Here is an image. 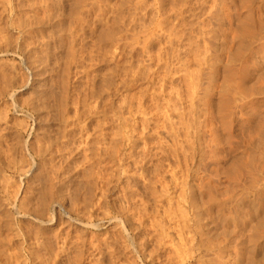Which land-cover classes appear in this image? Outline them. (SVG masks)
<instances>
[{"label": "rangeland", "instance_id": "1", "mask_svg": "<svg viewBox=\"0 0 264 264\" xmlns=\"http://www.w3.org/2000/svg\"><path fill=\"white\" fill-rule=\"evenodd\" d=\"M180 1L0 0V178L19 190L18 204L29 201L37 210L46 208L28 206L33 213L43 211L45 225L35 223L31 214L21 217L0 208V249L8 253L0 251V264H76L81 247V264H96L87 256L90 240H108L109 250H116L106 248L103 257L96 256L102 259L97 264H264V221L259 215L264 214V0H220L217 14L223 12L221 4L231 12H220L224 24L211 18V29L205 28L203 0ZM177 97H183L180 103ZM157 145L166 148L159 151ZM74 195L82 206L88 199L80 209L84 215L69 207ZM98 200L97 209L93 205ZM68 213L73 218L69 225ZM41 237L47 246L36 249ZM256 239L262 251L253 258L245 250ZM29 246L39 252L33 261ZM19 247L23 257L16 254ZM220 247L224 251L218 259ZM10 251L16 255L14 263L6 260ZM145 257L150 261L142 262Z\"/></svg>", "mask_w": 264, "mask_h": 264}, {"label": "bare ground", "instance_id": "2", "mask_svg": "<svg viewBox=\"0 0 264 264\" xmlns=\"http://www.w3.org/2000/svg\"><path fill=\"white\" fill-rule=\"evenodd\" d=\"M6 1H8V0H6ZM50 1H51V0H50ZM137 1H138V0H137ZM139 1H140V0H139ZM179 1H180V0H179ZM181 1L183 2V0H181ZM181 1H180V2H181ZM190 1H191V0H190ZM198 1H201V0H198ZM219 1H220V0H203V2H204V6H201V5H200V6L202 7V8H201L202 10H203V7H206V11H207V12H206L205 15H207V20H208L207 23H206V24H207L206 27L202 25L203 27L207 28V26H208V29H211V28H209V27H210V24H211V23H210V21H211L210 19L213 18L214 16H216V17H215V20H216L219 24L222 22V20H221L222 18H221V19L218 18V17H220V16L222 15V14L220 13V12H222V11L219 10L220 12L217 14V10H218L217 8H218V6H219V4H220ZM226 1H227V0H226ZM182 2H181V3H182ZM191 2H193V1H191ZM191 2H190V3H191ZM203 2H202V5H203ZM222 2H223V0H222ZM30 3H31V2H30ZM49 3H50V2H49ZM154 3H155V2H154ZM197 3H198V2H197ZM225 3H226V2H225ZM243 3H244V2H243ZM110 4H111V3H110ZM134 4H135V3H134ZM137 4H138V3H137ZM194 4H195V2H194ZM200 4H201V3H200ZM29 5H30V4H29ZM38 5H39V4H38ZM177 5H180V4H177ZM248 5H249V4H248ZM2 6H3V5H2ZM163 6H164V5H163ZM222 6L224 7V5L221 4V7H222ZM3 7H4V6H3ZM28 7H29V6H28ZM117 7H118V6H117ZM131 7H132V6H131ZM144 7H145V6H144ZM195 7H196V6H195ZM195 7H193V9H194ZM223 7H222V10H223L224 13H226V12H225L226 8H225V7L223 8ZM230 7H231V5H230ZM230 7H229V8H230ZM243 7L245 8V6H243ZM248 7H249V6H248ZM4 8H5V7H4ZM29 8H30V7H29ZM123 8H124V7H123ZM129 8H130V7H129ZM134 8H135V7H134ZM176 8H177V7H176ZM182 8H183V6L180 8V10H181ZM198 8H199V7H198ZM49 9H50V8H49ZM127 9H128V8H127ZM136 9H137V8H136ZM178 9H179V8H178ZM193 9H192V10H193ZM204 9H205V8H204ZM230 9H231V8H230ZM5 10H6V9H5ZM172 10H173V9H172ZM174 10H176V9H174ZM188 10H189V9H188ZM232 10H233V8H232ZM252 10H253V9H252ZM252 10H251V11H252ZM3 11H4V10H3ZM98 11H99V9H98ZM98 11H97V12H98ZM102 11H103V10H102ZM111 11H112V10H111ZM120 11H121V10H120ZM186 11H187V10H186ZM186 11H185V12H186ZM204 11H205V10H204ZM226 11H227V10H226ZM58 12H59V11H58ZM172 12H173V11H172ZM176 12H177V11H176ZM195 12H196V11H195ZM195 12H194V13H195ZM223 12H222V13H223ZM227 12H231V10H230V11L228 10ZM66 13H67V12H66ZM99 13H100V12H99ZM173 13H174V12H173ZM247 13H248V12H247ZM1 14H2V13H1ZM25 14H26V13H25ZM216 14H217V15H216ZM220 14H221V15H220ZM254 14H255V13H254ZM121 15H122V14H121ZM178 15H179V14H178ZM181 15H182V14H181ZM183 15H184V14H183ZM198 15H199V14H198ZM219 15H220V16H219ZM225 15H226V14H225ZM242 15H243V14H242ZM248 15H250V14H248ZM81 16H82V15H81ZM130 16H132V15H130ZM130 16H129V17H130ZM156 16H157V15H156ZM230 16H232V15H230ZM230 16H229V17H230ZM26 17H27V16H26ZM104 17H105V16H104ZM188 17H189V16H188ZM229 17H228V18H229ZM47 18H48V17H47ZM167 18H168V17H167ZM183 18H184V16H183ZM223 18H224V17H223ZM228 18L226 17V19H228ZM18 19H19V18H18ZM135 19H136V18H135ZM139 19H140V18H139ZM141 19H142V18H141ZM168 19H169V18H168ZM181 19H182V18H181ZM250 19H251V18H250ZM23 20H24V19H23ZM25 20H26V19H25ZM25 20H24V21H25ZM29 20H30V18H29ZM34 20H35V19H34ZM118 20H119V18H118ZM215 20H213V21H215ZM145 21H146V20H145ZM170 21H171V20H170ZM170 21H169V22H170ZM213 21H212V22H213ZM229 21H230V20H229ZM0 22H1V21H0ZM6 22H7V21H6ZM32 22H33V21H32ZM118 22H119V21H118ZM129 22H130V21H129ZM143 22H144V21H143ZM217 22H216V23H217ZM231 22H233V21H231ZM256 22H257V20H256ZM19 23H21V22H19ZM227 23H229V22H227ZM125 24H126V23H125ZM130 24H131V23H130ZM135 24H136V23H135ZM146 24H147V23H146ZM174 24H175V23H174ZM214 24H215V23H214ZM222 24H224V23L222 22ZM222 24H221L220 26H222ZM257 24H258V23H257ZM13 25H14V24H13ZM123 25H124V24H123ZM143 25H144V24H143ZM160 25H161V24H160ZM164 25H165V24H164ZM204 25H205V24H204ZM229 25H230V24H229ZM258 25H259V24H258ZM258 25H257V26H258ZM0 26H1V24H0ZM5 26H6V25H5ZM137 26H138V25H137ZM174 26H175V25H174ZM174 26L172 25V27H174ZM202 26H201V29H202ZM261 26H262V25H261ZM169 27H170V26H169ZM188 27H189V26H188ZM244 27H245V26H244ZM170 28H171V27H170ZM178 28H179V27H178ZM189 28H190V27H189ZM194 28H195V27H194ZM205 28H203V30H204ZM212 28H213V27H212ZM259 28H260V27H258V29H259ZM261 28H262V27H261ZM127 29H128V28H127ZM172 29H174V28H172ZM74 30H75V29H74ZM206 30H207V29H206ZM231 30H232V29H231ZM104 31H105V30H104ZM119 31H120V30H119ZM167 31H168V30H167ZM177 31H178V30H177ZM193 31H194V30H193ZM232 31H233V30H232ZM232 31H231V33H232ZM235 31H236V30H234V32H235ZM250 31H251V30H250ZM1 32H2V31H1ZM171 32H173V31H171ZM101 33H102V32H101ZM125 33H126V31H125ZM158 33H159V32H158ZM175 33H176V32H175ZM183 33H184V32H183ZM183 33H182V34H183ZM206 33H208V32L206 31ZM210 33H212L211 30H210ZM0 34H1V33H0ZM104 34H105V33H104ZM127 34H128V33H127ZM178 34H179V33H178ZM233 34H235V33H233ZM2 35H3V34H2ZM113 35H114V34H113ZM130 35H131V34H130ZM172 35H173V34H172ZM175 35H176V34H175ZM195 35H196V34H195ZM208 35L210 36L211 34H207V36H208ZM84 36H85V35H84ZM99 36H100V35H99ZM104 36H105V35H104ZM185 36H186V35H185ZM192 36H193V35H192ZM201 36H203V35H201ZM209 36H208V37H209ZM237 36H238V35H237ZM237 36H236L235 38H237ZM0 37H2V36H0ZM68 37H69V35H68ZM77 37H78V36H77ZM240 37H241V35H240ZM242 37H243V36H242ZM252 37H253V36H252ZM102 38H103V37H102ZM225 38H226V37H225ZM118 39H119V38H118ZM129 39H130V38H129ZM131 39H132V38H131ZM145 39H146V38H145ZM205 39H206V38H205ZM211 39H212V38H211ZM213 39H214V38H213ZM115 40H116V39H115ZM147 40H148V39H147ZM173 40H174V39H173ZM191 40H192V39H191ZM208 40H209V39H208ZM215 40H216V39H215ZM233 40H234V39H233ZM252 40H253V39H252ZM111 41H112V40H111ZM121 41H122V40H121ZM135 41H137V40H135ZM168 41H169V40H168ZM179 41H180V40H179ZM227 41H229V40H227ZM69 42H70V41H69ZM71 42H72V41H71ZM113 42H114V41H113ZM115 42H116V41H115ZM161 42H162V41H161ZM192 42H193V41H192ZM216 42H217V41H216ZM170 43H171V42H170ZM185 43H186V41H185ZM208 43H209V42H208ZM131 44H132V43H131ZM140 44H141V43H140ZM228 44H229V43H228ZM240 44H241V43H240ZM70 45H71V44H70ZM138 45H139V44H138ZM138 45H137V46H138ZM142 45H143V44H142ZM165 45H166V44H165ZM171 45H172V44H171ZM191 45H192V43H191ZM133 46H134V45H133ZM140 46H141V45H140ZM169 46H170V45H169ZM173 46H174V45H173ZM193 46H194V43H193ZM203 46H205V44H204ZM209 46H210V45H209ZM230 46H231V45H230ZM28 47H29V45H28ZM79 47H80V46H79ZM187 47H188V46H187ZM189 47H191V46H189ZM205 47H207V46H205ZM205 47H204V48H205ZM132 48H133V47H132ZM139 48H140V47H139ZM150 48H151V47H150ZM176 48H177V47H176ZM184 48H185V47H184ZM184 48H183V49H184ZM199 48H200V46H199ZM244 48H245V47H244ZM23 49H24V48H23ZM69 49H70V48H69ZM73 49H74V48H73ZM112 49H113V48H112ZM137 49H138V48H137ZM180 49H181V48H180ZM190 49H191V48H189V50H190ZM228 49H229V47H228ZM128 50H129V49H128ZM131 50H132V49H131ZM177 50H178V49H177ZM185 50H186V49H185ZM189 50H187V51H189ZM195 50H197V49H195ZM203 50H204V49H203ZM199 51H200V49H198L197 52H199ZM205 51H207V50H205ZM73 52H74V51H73ZM100 52H101V51H100ZM137 52H138V51H137ZM174 52H175V51H174ZM176 52H177V51H176ZM179 52H180V51H179ZM183 52H184V51H183ZM201 52H202V51H200V53H201ZM195 53H196V52H195ZM202 53H203V52H202ZM101 54H102V53H101ZM120 54H121V53H120ZM120 54H119V55H120ZM157 54H158V53H157ZM185 54H187V53H185ZM190 54H191V53H190ZM197 54H199V53H197ZM73 55H74V54H73ZM97 55H98V54H97ZM176 55H178V54H176ZM176 55H175V56H176ZM200 55H201V54H200ZM205 55H206V54H205ZM71 56H72V55H71ZM120 56H121V55H120ZM129 56H131V55H129ZM132 56H133V55H132ZM134 56H135V55H134ZM164 56H165V55H164ZM184 56H185V55H184ZM187 56H188V55H187ZM190 56H191V55H190ZM193 56H195V55H193ZM72 57H73V56H72ZM74 57H75V56H74ZM124 57H125V56H124ZM170 57H171V56H169L168 58H170ZM172 57H173V56H172ZM178 57H179V56H178ZM180 57H181V56H180ZM182 57H183V56H182ZM209 57H210V56H209ZM209 57H208V58H209ZM214 57H215V56H214ZM85 58H86V57H85ZM88 58H89V57H88ZM102 58H103V57H102ZM120 58H121V57H120ZM122 58H123V57H122ZM158 58H159V56H158ZM161 58L163 59V57H161ZM175 58H176V57H175ZM183 58H184V57H183ZM199 58H200V57H199ZM205 58H206V56H205ZM210 58H211V57H210ZM210 58H209V59H210ZM212 58H213V57H212ZM32 59H33V58H32ZM171 59H172V58H171ZM96 60H97V59H96ZM177 60H178V59H177ZM180 60H181V59H180ZM188 60H190V59H188ZM195 60H196V59H195ZM197 60H198V59H197ZM126 61H127V60H126ZM151 61H152V60H151ZM158 61H159V60H158ZM160 61H161V60H160ZM163 61H164V60H163ZM174 61H175V59H174ZM200 61H201V60L199 59V61H198V62H199V63H198L199 66H200ZM207 61H209V60H207ZM134 62H135V60H134ZM134 62H133V63H134ZM177 62H178V61H177ZM182 62H183V61H182ZM190 62H191V61H190ZM202 62H203V61H202ZM215 62H216V61H215ZM34 63H35V60H34ZM148 63H149V62H148ZM161 63H162V62H161ZM161 63H160V64H161ZM174 63H175V62H174ZM188 63H189V61H188ZM191 63H192V62H191ZM142 64H143V63H142ZM146 64H147V63H146ZM172 64H173V63H172ZM203 64H204V63H203ZM208 64L211 65V63H208ZM213 64H214V61H213ZM12 65H13V64H12ZM38 65H39V64H38ZM133 65H134V64H133ZM138 65H139V64H138ZM149 65H150V64H149ZM155 65H156V64H155ZM163 65H164V64H163ZM201 65H202V64H201ZM214 65H215V64H214ZM217 65H218V64H217ZM48 66H49V65H48ZM129 66H130V64H129ZM146 66H147V65H146ZM157 66H158V64H157ZM170 66H171V64H170ZM178 66H179V65H178ZM206 66H207V65H206ZM206 66H205V67H206ZM212 66H213V65H212ZM212 66H210V68H211ZM231 66H232V65H231ZM140 67H141V66H140ZM144 67H145V66H144ZM176 67H177V66H176ZM189 67H190V66H189ZM213 67H214V66H213ZM213 67H212V68H213ZM52 68H53V67H52ZM85 68H86V67H85ZM114 68H115V66H114ZM124 68H125V67H124ZM146 68H147V67H146ZM163 68H164V67H163ZM166 68H168V66H166ZM198 68H199V67H198ZM202 68H203V67H202ZM202 68H201V70H202ZM208 68H209V67H208ZM208 68L206 67V69H208ZM54 69H55V68H54ZM144 69H145V68H144ZM169 69H170V68H169ZM176 69H177V68H176ZM178 69H179V68H178ZM182 69H183V65H182ZM0 70H1V69H0ZM84 70H85V69H84ZM150 70H152V69H150ZM150 70H149V71H150ZM171 70H172V69H171ZM179 70H180V69H179ZM184 70H185V69H184ZM186 70H188V69H186ZM195 70H196V69H195ZM209 70H210V69H209ZM135 71H136V70H135ZM166 71H167V70H166ZM169 71H170V70H169ZM173 71H174V70H173ZM188 71H192V70H188ZM210 71H212V70H210ZM106 72H107V71H106ZM111 72H112V71H111ZM160 72H161V71H160ZM180 72H181V74H182V71H180ZM5 73H6V72H5ZM56 73H57V72H56ZM146 73H147V72H146ZM150 73H151V71H150ZM168 73H169V72H168ZM174 73H175V72H174ZM176 73H177V72H176ZM190 73H191V72H190ZM190 73L188 72V74H190ZM208 73H210V72H208ZM2 74H3V73H2ZM23 74H24V73H23ZM113 74H114V73H113ZM133 74H134V73H133ZM148 74H149V73H148ZM164 74H165V73H164ZM179 74H180V73H179ZM184 74H185V73H184ZM197 74H198V73H197ZM206 74H207V73H206ZM206 74H205V76H206ZM17 75H18V74H17ZM122 75H123V74H122ZM125 75H126V74H125ZM125 75H124V76H125ZM140 75H141V74H140ZM143 75H144V74H143ZM165 75H166V74H165ZM176 75H178V74H176ZM191 75H192V74H190V76H191ZM201 75H202V74H201ZM1 76H2V75H1ZM159 76H160V75H159ZM203 76H204V75H203ZM165 77H166V76H165ZM216 77H217V76H216ZM25 78H26V77H25ZM58 78H59V77H58ZM60 78H61V77H60ZM183 78H184V77H183ZM195 78H197V75H196ZM235 78H236V77H235ZM101 79H102V78H101ZM110 79H111V78H110ZM165 79H166V78H165ZM187 79H188V78H187ZM200 79H201V78H200ZM51 80H52V79H51ZM58 80H59V79H58ZM184 80H185V79H184ZM201 80H202V79H201ZM207 80H208V79H207ZM24 81H25V80H24ZM26 81H27V80H26ZM186 81H187V80H186ZM186 81H185V83H186ZM193 81H194V80H193ZM202 81H203V80H202ZM212 81H214V80H212ZM231 81H232V80H231ZM60 82H61V81H60ZM113 82H114V81H113ZM214 82H215V81H214ZM19 83H20V82H19ZM111 83H112V82H111ZM206 83H207V82H206ZM236 83H237V82H236ZM239 83H240V82H239ZM4 84H5V83H4ZM119 84H120V83H119ZM188 84H189V81H188L187 85H188ZM190 84H191V83H190ZM200 84H201V83H200ZM24 85H25V84H24ZM132 85H133V84H132ZM169 85H170V84H169ZM184 85H185V84H184ZM194 85H196V83H195ZM194 85H193V86H194ZM207 85H208V84H207ZM214 85H215V84H214ZM43 86H44V85H43ZM55 86H56V85H55ZM121 86H122V85H121ZM157 86H158V85H157ZM188 86H189V85H188ZM191 86H192V85H191ZM201 86H203V85H201ZM118 87H119V86H118ZM172 87H173V86H172ZM186 87H187V86H186ZM189 87H190V86H189ZM195 87H196V86H195ZM197 87H198V86H197ZM224 87H225V86H224ZM234 87H235V86H234ZM146 88H147V87H146ZM155 88H156V87H155ZM158 88H161V87H160V84H159V87H158ZM164 88H166V87H164ZM177 88H178V87H177ZM199 88H200V87H199ZM209 88H210V87H209ZM57 89H58V88H57ZM148 89H149V88H148ZM153 89H154V88H153ZM162 89H163V88H162ZM162 89H161V90H162ZM166 89H167V88H166ZM174 89H175V88H174ZM174 89L172 88V91H171V92H174L175 90H177V89H175V90H174ZM180 89H181V88H180ZM182 89H183V88H182ZM191 89H192V88H191ZM197 89H198V88H197ZM202 89H203V88H202ZM238 89H239V88H238ZM62 90H63V89H62ZM159 90H160V89H159ZM173 90H174V91H173ZM184 90H185V89H184ZM195 90H196V89H195ZM177 91H178V90H177ZM177 91H176V92H177ZM190 91H191V90H190ZM200 91H201V89H200ZM205 91H206V89H205ZM64 92H65V91H64ZM153 92H154V91H153ZM185 92H186V91H185ZM191 92H193V91H191ZM198 92H199V91H198ZM224 92H225V91H224ZM158 93H159V91H158ZM163 93H164V91H163ZM169 93H170V92H169ZM187 93H188V92H187ZM200 93H201V92H200ZM46 94H47V93H46ZM145 94H146V92H145ZM149 94H150V93H149ZM161 94H162V91H161ZM191 94H192V93H191ZM60 95H61V94H60ZM65 95H66V93H65ZM90 95H91V94H90ZM168 95H169V97H170V95H173V94L170 93V94H168ZM178 95H179V92H178ZM187 95H189V94H187ZM201 95H202V93H201ZM204 95H205V94H204ZM155 96H157V94H155L154 97H155ZM174 96H175L174 98H176L177 94L175 95V93H174ZM32 97H33V96H32ZM71 97H72V96H71ZM159 97H160V96H159ZM179 97H180V95H179ZM54 98H55V97H54ZM77 98H78V97H77ZM151 98H152V97H151ZM160 98H161V97H160ZM177 98H178V97H177ZM181 98L183 99V97H181ZM181 98H178V99H177L178 102L181 100ZM189 98H190V97H189ZM201 98H202V97H201ZM206 98H207V97H206ZM64 99H65V98H64ZM155 99H156V98H154V100H155ZM162 99H163V98H162ZM167 99H168V98H167ZM169 99H170V98H169ZM169 99H168V100H169ZM191 99H192V98H191ZM204 99H205V98H204ZM61 100H62V99H61ZM85 100H86V99H85ZM85 100H84V101H85ZM168 100H167V101H168ZM177 100H176V101H177ZM185 100H186V99H185ZM189 100H190V99H189ZM198 100H199V97H198ZM226 100H227V99H226ZM57 101H58V100H57ZM100 101H101V100H100ZM151 101H152V100H151ZM157 101H158V100H157ZM157 101H155V103H156ZM23 102H24V101H23ZM26 102H27V101H26ZM65 102H66V101H65ZM96 102H97V101H96ZM160 102H161V101H158V103H160ZM165 102H166V101H165ZM169 102L172 103L173 101H172V100H169ZM174 102H175V101H174ZM178 102H177V103H178ZM187 102H188V101H187ZM187 102H186V103H187ZM197 102H198V101H197ZM197 102H196V103H197ZM206 102H207V101H206ZM88 103H89V102H88ZM140 103H141V102H140ZM140 103H139V105H140V106H139V109H141V108L143 107L142 104H140ZM158 103H156V104H158ZM161 103H162V102H161ZM167 103H168V102H167ZM171 103H170V104H171ZM179 103H180V102H179ZM183 103H184V102H183ZM200 103H201V102H200ZM200 103H199V104H200ZM60 104H61V103H60ZM174 104H175V103H173V106H174V108H175V107H176V106H175L176 104H175V105H174ZM181 104H182V103H181ZM5 105H6V104H5ZM5 105H4V106H5ZM22 105H23V104H22ZM74 105H75V104H74ZM88 105H89V104H88ZM161 105H162V104H161ZM161 105H160V106H161ZM177 105H178V104H177ZM203 105H204V104H203ZM95 106H96V105H95ZM180 106H181V105H180ZM184 106H185V105H184ZM184 106H183V107H184ZM197 106H198V105H197ZM9 107H10V106H9ZM70 107H71V106H70ZM75 107H76V105H75ZM152 107H153V105H152ZM154 107H155V106H154ZM156 107L158 108V105H157ZM170 107H171V106H170ZM177 107H178V106H177ZM185 107H187V106H185ZM203 107H204V106H203ZM94 108H95V107H94ZM160 108H161V107H159L158 109H160ZM167 108H168V106H167ZM195 108H196V106H195ZM74 109H75V108H74ZM85 109H86V108H85ZM147 109H148V108H147ZM154 109H155V108H154ZM161 109H162V108H161ZM161 109H160V111H161ZM169 109H170V108H169ZM206 109H208V108H206ZM225 109H226V108H225ZM0 110H1V109H0ZM76 110H77V109H76ZM83 110H84V109H83ZM142 110H143V109H142ZM144 110H145V108H144ZM148 110H149V109H148ZM172 110H173V108H172ZM196 110H197V109H196ZM210 110H211V109H210ZM33 111H34V110H33ZM157 111H158V110H157ZM160 111H159V112H160ZM179 111H181V110H179ZM197 111H198V110H197ZM199 111H200V110H199ZM208 111H209V110H208ZM1 112H2V111H1ZM50 112H51V111H50ZM50 112H49V113H50ZM56 112H57V110H56ZM75 112H76V111H75ZM94 112H95V111H94ZM137 112H138V111H137ZM137 112L135 111V114H134V115H136ZM173 112H175V111H173ZM191 112H193V111L191 110ZM51 113H52V112H51ZM88 113H89V112H88ZM138 113H139V112H138ZM141 113H142V112H141ZM149 113H150V112H149ZM152 113H153V112H152ZM154 113H155V112H154ZM156 113H157V112H156ZM166 113H167V111H166ZM170 113H171V112H170ZM196 113H198V112H196ZM62 114H63V113H62ZM143 114H146V112L144 113V111H143ZM143 114H141V116H143ZM164 114H165V113H164ZM167 114H168V113H167ZM181 114H182V113H181ZM200 114H201V113H200ZM207 114H208V113H207ZM209 114H210V113H209ZM230 114H231V113H230ZM232 114H233V113H232ZM147 115H148V114H147ZM155 115H156V114H155ZM158 115L161 116L160 114H158ZM195 115H196V114H195ZM144 116H145V115H144ZM149 116H150V115H149ZM5 117H6V116H5ZM78 117H79V116H78ZM147 117H148V116H147ZM147 117H146V118H147ZM166 117H170V116H166ZM194 117H195V116H194ZM59 118H60V117H59ZM133 118H134V117H133ZM153 118H154V117H153ZM170 118H171V117H170ZM181 118H182V117H180V119H181ZM40 119H41V118H40ZM61 119H62V118H61ZM142 119H143V118H142ZM159 119H160V118H159ZM165 119H166V118H165ZM168 119H169V118H168ZM134 120H135V119H134ZM182 120H183V119H182ZM182 120H181V121H182ZM205 120H206V119H205ZM126 121H127V119H126ZM142 121H144V120H141V123L143 124ZM145 121L148 122V119L145 120ZM145 121H144V125H145V126L143 125V127H146V126H147V124H145ZM149 121H150V119H149ZM164 121H165V120H164ZM166 121H167V120H166ZM1 122H2V121H1ZM21 122H22V121H21ZM85 122H86V121H84V123H85ZM121 122H122V121H121ZM195 122H196V121H195ZM127 123H128V122H127ZM127 123H126V124H127ZM163 123H164V122H163ZM178 123H180V122H178ZM178 123H177V124H178ZM182 123H183V122H182ZM188 123H189V122H188ZM188 123H187V126H188ZM202 123H203V122H202ZM20 124H21V123H20ZM142 124H140V125H142ZM154 124H155V123H154ZM157 124H158V123H157ZM180 124H181V123H180ZM180 124H179V125H180ZM190 124H191V122H190ZM190 124H189V125H190ZM203 124H204V123H203ZM131 125H132V124H131ZM152 125H153V124H152ZM174 125H175V124H174ZM196 125H198V124H196ZM76 126H77V125H76ZM137 126H138V125H137ZM193 126H194V125H193ZM66 127H67V126H66ZM133 127H134V126H133ZM133 127H132V128H133ZM159 127H160V126H159ZM195 127H196V126H195ZM204 127H205V126H204ZM132 128H131V129H132ZM137 128H138V127H137ZM146 128H147V127H146ZM82 129H83V128H82ZM141 129H142V127H141ZM171 129H172V128H171ZM176 129H177V128H176ZM184 129H185V127H184ZM200 129H201V128H200ZM127 130H128V129H127ZM144 130H145V128H144ZM172 130H173V129H172ZM180 130H181V129H180ZM195 130H196V129H195ZM24 131H25V130H24ZM80 131H81V130H80ZM120 131H121V130H120ZM142 131H143V130H142ZM146 131H147V129H146ZM196 131L198 132V130H196ZM131 132H133V131H131ZM147 132H148V131H147ZM188 132H189V131H188ZM134 133H136V131L133 132V134H134ZM183 133H185V132H183ZM191 133L193 134L192 131H191ZM259 133H260V132H259ZM60 134H61V133H60ZM83 134H84V133H83ZM88 134H89V133H88ZM90 134H91V133H90ZM176 134H177V133H176ZM197 134H198V133H197ZM260 134H261V133H260ZM49 135H50V134H49ZM120 135H121V134H120ZM130 135H131V134H130ZM143 135H144V134H143ZM159 135H160V134H159ZM183 135H184V134H183ZM186 135H188V134H186ZM186 135H185V136H186ZM195 135H196V134H194V136H195ZM91 136H92V135H91ZM145 136H146V135H145ZM160 136H161V135H160ZM97 137H98V136H97ZM121 137H122V136H121ZM130 137H131V136H130ZM133 137H134V136H133ZM147 137H148V136H147ZM161 137H162V136H161ZM176 137H177V136H176ZM186 137H187V136H186ZM186 137H183V138L185 139ZM198 137H199V135H198ZM118 138H119V137H118ZM126 138H128V136H127ZM138 138H139V137H138ZM187 138H188V137H187ZM202 138H203V137H202ZM135 139H136V138H135ZM147 139H148V138H147ZM1 140H2V139H1ZM65 140H66V139H65ZM91 140H92V139H91ZM96 140H99V139H96ZM109 140H110V139H109ZM111 140H112V139H111ZM160 140L162 141L163 139H160ZM50 141H51V140H50ZM104 141H105V140H104ZM114 141H115V140H114ZM128 141H129V140H128ZM138 141H139V140H138ZM188 141H189V139H188ZM190 141H191V140H190ZM190 141H189V142H190ZM92 142H93V141H92ZM95 142H96V141H95ZM144 142H145V141H144ZM164 142H165V141H164ZM189 142H188V143H189ZM191 142H194V141L192 140ZM199 142H200V141H199ZM98 143H99V142H98ZM161 143H162V145L164 144L163 142H161ZM161 143H160V144H161ZM194 143H195V142H194ZM22 144H23V143H22ZM103 144H104V143H103ZM167 144H168V143H167ZM167 144L165 143L164 145L167 146ZM15 145H17V144H15ZM42 145H43V144H42ZM46 145H47V144H46ZM135 145H136V144H135ZM162 145H161V146H162ZM189 145H190V143H189ZM192 145H193V143H192ZM198 145H201V144L198 143ZM44 146H45V145H44ZM114 146H115V145H114ZM125 146H126V145H125ZM157 146H158V145H157ZM173 146H174V145H173ZM193 146H194V145H193ZM5 147H7V146H5ZM19 147H20V145H19ZM25 147H26V146H25ZM57 147H58V146H57ZM85 147H86V146H85ZM95 147H96V146H95ZM107 147H108V146H107ZM150 147H151V146H150ZM158 147H159V151H160L164 146H162V147L158 146ZM171 147H172V146H171ZM177 147H178V146H177ZM181 147H182V146H181ZM181 147H180V148H181ZM187 147H188V146H187ZM201 147H202V146H200V148H201ZM7 148H8V147H7ZM132 148H133V147H132ZM143 148H144V147H143ZM160 148H161V149H160ZM164 148H166V147H164ZM164 148H163V149H164ZM188 148H189V147H188ZM191 148H192V147H191ZM44 149H45V148H44ZM79 149H80V148H79ZM111 149H112V147H111ZM113 149H114V147H113ZM117 149H118V148H117ZM157 149H158V148H157ZM172 149H174V148H172ZM178 149H179V148H178ZM182 149H183V148H182ZM193 149H194V148H193ZM166 150H167V149H166ZM175 150H176V147H175ZM180 150H181V149H180ZM183 150H184V149H183ZM190 150H191V149H190ZM199 150H200V149H199ZM45 151H46V150H45ZM77 151H78V150H77ZM115 151H116V150H115ZM119 151H120V150H119ZM119 151H118V152H119ZM128 151H129V150H128ZM147 151H148V150H147ZM152 151H153V150H152ZM173 151H174V150H173ZM173 151H172V153H173ZM177 151H178V150H177ZM193 151H194V150H193ZM202 151H203V150H202ZM36 152H37V151H36ZM103 152L105 153V150H104ZM131 152H132V151H131ZM163 152H165V151L163 150ZM178 152H179V151H178ZM187 152H188V151H187ZM198 152H200V151H198ZM109 153H110V152H109ZM129 153H130V152H129ZM132 153H134V152H132ZM166 153H167V152H166ZM166 153H164V154H166ZM183 153H184V152H183ZM185 153H186V151H185ZM1 154H2V153H1ZM27 154H28V153H27ZM42 154H43V153H42ZM112 154H114V153H112ZM116 154H117V153H116ZM157 154H158V153H157ZM173 154H174V153H173ZM186 154H187V153H186ZM186 154H185V155H186ZM188 154H190V153H188ZM194 154H195V153H194ZM194 154H193V155H194ZM196 154H197V153H196ZM104 155H105V154H104ZM151 155H152V154H151ZM154 155H155V154H154ZM162 155H163V154H162ZM166 155H167V154H166ZM111 156H112V155H111ZM115 156H116V155H115ZM120 156H121V155H120ZM122 156H123V155H122ZM175 156H176V155H175ZM188 156H190V155H188ZM194 156H195V155H194ZM26 157H27V156H26ZM26 157H25V158H26ZM96 157H97V156H96ZM145 157H146V156H145ZM154 157H155V156H154ZM166 157H167V156H166ZM190 157H191V156H190ZM190 157H189V158H190ZM19 158H20V157H19ZM112 158H113V157H112ZM143 158H144V156H143ZM181 158H183V157H181ZM186 158H187V157H185V159H186ZM204 158H205V157H204ZM208 158H209V157H208ZM11 159H12V158H11ZM67 159H68V158H67ZM151 159H152V158H151ZM178 159H179V158H178ZM183 159H184V158H183ZM191 159H193V158L191 157ZM196 159H197V158H196ZM22 160H23V159H22ZM50 160H51V159H50ZM87 160H88V159H87ZM118 160H119V159H118ZM94 161H95V160H94ZM145 161H146V160H145ZM53 162H54V161H53ZM89 162H90V161H89ZM97 162H98V160H97ZM143 162H144V161H143ZM167 162H168V161H167ZM23 163H24V161H23ZM141 163H142V162H141ZM161 163H162V162H161ZM184 163H185V162H184ZM3 164H4V163H3ZM12 164H13V162H12ZM12 164H11V166H12ZM87 164H88V163H87ZM110 164H111V163H110ZM113 164H114V163H113ZM151 164H152V163H151ZM7 165H8V164H7ZM92 165H93V164H92ZM149 165H150V162H149ZM177 165H178V163H177ZM177 165H176V166H177ZM11 166L9 165V166H7V167L11 168ZM89 166H90V165H89ZM140 166H141V165H140ZM185 166H186V165H185ZM13 167H14V166H13ZM27 167H28V166H27ZM72 167H73V165H72ZM97 167H98V166H97ZM141 167H142V166H141ZM56 168H57V167H56ZM77 168H78V167H77ZM177 168H178V167H177ZM71 169H72V168H71ZM89 169H90V168H89ZM103 169H105V168H103ZM145 169H146V167H145ZM172 169H173V167H172ZM22 170H23V169H22ZM22 170L20 169V171H22ZM84 170H85V169H84ZM24 171H25V169L23 170V172H24ZM175 171H176V170H175ZM23 172H22V173H23ZM112 172H113V171H112ZM18 173H19V172H18ZM57 173H58V172H57ZM126 173H127V172H126ZM175 173H176V172H175ZM66 174H67V173H66ZM51 175H52V174H51ZM164 175H165V174H164ZM125 176H126V175H125ZM142 176H144V174H143ZM145 176H146V175H145ZM45 177H46V176H45ZM49 177H50V175H49ZM52 177H53V176H52ZM161 177H162V176H161ZM161 177H160V179H161ZM60 178H61V177H60ZM95 178H96V177H95ZM162 178H163V177H162ZM174 178H175V177H174ZM50 179H51V178H50ZM106 179H107V178H106ZM11 180H12V179H11ZM20 180H21V179H20ZM52 180H53V179H52ZM52 180H51V181H52ZM56 180H57V179H56ZM67 180H68V179H67ZM111 180H112V179H111ZM77 181H78V180H77ZM105 181H106V180H105ZM143 181H144V180H143ZM150 181H151V180H150ZM58 182H59V181H58ZM21 183H22V182H21ZM39 183H40V182H39ZM108 183H109V182H108ZM27 184H28V183H27ZM56 184H57V182H56ZM102 184H103V183H102ZM102 184H101V185H102ZM144 184H145V183H144ZM21 185H22V184H21ZM50 185H51V184H50ZM26 186H27V185H26ZM48 186H49V185H48ZM82 187H83V186H82ZM82 187H81V188H82ZM88 187H89V185H88ZM91 187H93V186H91ZM103 187H104V186H102V188H103ZM89 188H90V187H89ZM102 188H101V189H102ZM153 188H154V187H153ZM109 189H110V187H109ZM82 190H83V189H82ZM18 191H19V190H16V191L13 190V188H12L11 185H10V180H6V181L3 180V181H1V178H0V194H1V197H0V198H1V199H0V208H2V207L4 206V207H3L4 209L8 208V209H10L12 212L16 211L18 214H20L21 217H26L27 215H30V214H31V215H32V218H33V221H34L35 223H39L40 225H42V224L45 225L46 223L44 224V219H43L44 216H43L42 213H43V211L45 212V209H46V208H45V207H42L43 209L38 208V210H40V209L43 210L42 213H40L41 210H40L39 212H34V213L31 212L32 210H30L31 208H29L31 204H30V205H27L28 203H30L29 201H28V203H27V202L25 203V202H21V201H20L21 203L18 204L17 196H16V194L19 193ZM165 191H167V190H165ZM183 191H184V190H183ZM55 192H56V191H55ZM57 192H58V191H57ZM72 192H73V191H72ZM152 192H154V191H152ZM36 193H37V192H36ZM75 193H76V192H75ZM93 193H94V192H93ZM137 193H138V192H137ZM154 193H155V192H154ZM186 193H187V192H185V194H186ZM55 194H56V193H55ZM86 194H87V193H86ZM151 194H152V193H151ZM161 194H162V190H161ZM70 195H71V194H70ZM75 195H76V194H75ZM75 195H74L73 198L70 197L71 199H70V206H69V207H71V210H73V212H76V211H77V212L80 214V213H82V212H80L81 207H83V206L85 205V202H88V199H87V201L85 200L84 205L82 206V204H81L82 202L80 203V201H78V199L76 198L77 195H76V197H75ZM78 195H79V194H78ZM93 195H94V194H93ZM96 195H97V194H96ZM31 196H32V195H31ZM156 196H157V194H156ZM161 196H162V195H161ZM165 196H166V195H165ZM165 196H164V197H165ZM43 197H44V196L40 197V199H41V198L43 199ZM55 197H56V196H55ZM67 197H68V196H67ZM162 197H163V196H162ZM166 197H167V196H166ZM29 198H30V197H29ZM46 198H47V196H46ZM92 198H93V197H92ZM180 198H181V197H180ZM24 199H25V198H24ZM37 199H38V198H37ZM42 199H41V201H42ZM44 199H45V197H44ZM67 199H68V198H67ZM93 199H94V198H93ZM99 199H100V198H99ZM102 199H103V198H102ZM20 200H22V199H20ZM28 200H30V199H28ZM68 200H69V199H68ZM79 200H80V199H79ZM89 200H92L91 197L89 198ZM134 200H135V199H134ZM22 201H24V200H22ZM25 201H26V200H25ZM39 201H40V200H39ZM59 201H60V200H59ZM100 201H101V199H100ZM130 201H131V200H130ZM161 201H162V200H161ZM37 202H38V200L35 201V203H37ZM48 202H49V201H48ZM90 202H92V201H90ZM93 202H94V201H93ZM182 202H183V201H182ZM191 202H193V201H191ZM41 203H42L41 206H43L45 202L43 203V201H42ZM56 203H57V202H56ZM147 203H148V202H147ZM153 203H155V202H153ZM39 204H40V202H39L37 205H39ZM53 204H54V203H53ZM61 204H62L63 206H64V204H66V199H65V198H62V200L60 201V206H61ZM88 204H89V202H88ZM100 204H101V203H100ZM100 204H99V200H98V201H96V204H94L93 206H99ZM34 205H35V204H34ZM34 205H33V207H34ZM45 205H47V203H45ZM45 205H44V206H45ZM51 205H52V204H51ZM157 205H158V204H157ZM187 205H188V204H187ZM190 205H191V204H190ZM28 206H29V207H28ZM35 206H36V205H35ZM41 206L39 205V207H41ZM53 206H54V205H53ZM58 206H59V204H58ZM86 206H87V205H86ZM88 206H89V205H88ZM88 206H87V207H88ZM31 207H32V205H31ZM33 207H32V209H36V208H37V207H35V208H33ZM84 207H85V206H84ZM84 207H83V208H84ZM91 207H92V206H91ZM101 207H103V206H101ZM257 207H258V206H257ZM257 207H256V212H255V213L258 215L259 210H257ZM44 208H45V209H44ZM63 208H64V207H63ZM66 208H67V207H66ZM85 208H86V207H85ZM89 208H90V207H89ZM96 208L98 209V208H100V206H99V207H96ZM4 209H3V211H4ZM67 209H68V211H71V210H69V208H67ZM93 209H94V208H93ZM93 209H92V210H93ZM101 209H102V208H101ZM243 209H244V208H243ZM38 210L36 209V210H34V211H38ZM86 210H87V209H86ZM86 210H85V212H87ZM95 210H96V209H95ZM126 210H127V209H126ZM179 210H180V209H179ZM183 210H184V209H183ZM190 210H191V209H190ZM260 210H262V209H260ZM263 210H264V209H263ZM82 211H83V210H82ZM180 211H182V210H180ZM237 211H238V210H237ZM243 211H244V210H243ZM77 212H76V213H77ZM109 212H110V211H109ZM122 212H123V211H122ZM183 212H184V211H183ZM32 213H33V214H32ZM69 213H70V212H69ZM69 213H68V216H67V223H68V225H69V223H72V221H73V220H72L73 218H71V214H69ZM71 213H72V212H71ZM78 213H77V214H78ZM88 213H89V215L91 214L90 212H88ZM259 213H260V212H259ZM77 214H76V215H77ZM85 214H86V213H85ZM132 214H134V212H133ZM143 214H145V213L143 212ZM167 214H168V213H167ZM183 214H184V213H183ZM206 214H207V213H206ZM256 214H255V215H256ZM82 215H84V211H83ZM141 215H142V214H141ZM145 215H146V214H145ZM171 215H172V214H171ZM184 215H185V214H184ZM196 215H197V214H196ZM259 215H260V218H261V220H262V222H263V221H264V214H263V215L259 214ZM79 216H80V215H79ZM91 216H92V215H91ZM137 216H138V214H137ZM173 216H174V215H173ZM186 216H187V212H186ZM84 217H87V216H84ZM92 217H93V216H92ZM106 217H107V215H106ZM143 217H144V215H143ZM150 217H151V216H150ZM3 218H4V217H3ZM62 218H63V216H62ZM81 218H82V217H81ZM145 218H146V216H145ZM183 218H184V217H183ZM54 219H55V218H54ZM65 219H66V218H65ZM85 219H86V218H85ZM89 219H90V217H89ZM89 219H88V220H89ZM140 219H141V217H140ZM154 219H155V218H154ZM170 219H171V218H170ZM0 220H1V218H0ZM30 220H31V219H30ZM78 220H79V219H78ZM78 220H77V221H78ZM83 220H84V219H83ZM83 220H82V221H83ZM90 220H91V219H90ZM116 220H117V219H116ZM199 220H200V219H199ZM65 221H66V220H65ZM79 221H80V220H79ZM141 221H142V220H141ZM155 221H156V219H155ZM178 221H179V220H178ZM189 221H190V220H189ZM121 222H122V221H121ZM147 222H148V221H147ZM48 223H49V222H48ZM50 223H51V222H50ZM85 223H87V222H85ZM140 223H142V222H140ZM156 223H157V222H156ZM189 223H190V222H189ZM63 224H64V226H65L66 222H64ZM80 224H81V223H80ZM149 224H150V223H149ZM177 224H178V223H177ZM182 224H183V223H182ZM187 224H188V223H187ZM202 224H203V223H202ZM260 224H261V223H260ZM35 225H37V224H35ZM66 225H67V224H66ZM68 225H67V226H68ZM87 225L90 226V227H94V228H96V229L99 227V224L96 225V224H93V222H92V223H91V222H88ZM184 226H185V225H184ZM3 227H4V226H3ZM161 227H162V226H161ZM166 227H167V226H166ZM166 227H165V228H166ZM1 228H2V226H1ZM29 228H30V227H29ZM123 228H124V226H123ZM165 228H164V229H165ZM178 228H179V227H178ZM257 228H258V227H257ZM37 229L39 230L40 228H36V230H37ZM124 229H125V228H124ZM152 229H153V228H152ZM161 229H162V228H161ZM175 229H176V228H175ZM263 229H264V228H263ZM114 230H115V229H114ZM182 230H183V229H182ZM67 231H68V230H67ZM198 231H199V230H198ZM202 231H203V230H202ZM37 232H38V231H37ZM41 232H42V231H41ZM41 232H40V233H41ZM68 232H69V231H68ZM81 232H82V231H81ZM124 232H126V230H125ZM168 232H169V231H168ZM79 233H80V232H79ZM148 233H149V232H148ZM154 233H155V232H154ZM159 233L161 234V232H159ZM166 233H167V232H166ZM19 234H20V233H19ZM36 234L38 235L39 233H36ZM42 234H43V233H42ZM66 234H68V233H66ZM126 234H127V233H126ZM261 234H262V233H261ZM24 235H25V234H24ZM37 235H36V236H37ZM40 235H41V234H40ZM61 235H62V234H61ZM162 235H163V234H162ZM164 235H165V234H164ZM164 235H163V236H164ZM178 235H179V234H178ZM42 236H43V235H42ZM68 236H69V235H68ZM77 236H78V235H77ZM106 236H107V235H106ZM121 236H122V235H121ZM132 236H133V235H132ZM163 236H162V237H163ZM187 236H188V235H187ZM187 236H186V237H187ZM189 236H190V235H189ZM261 236H262V235H261ZM4 237H5V236H4ZM43 237H44V236H43ZM66 237H67V236H65V238H66ZM79 237H80V236H79ZM126 237H127V236H126ZM154 237H155V236H154ZM179 237H180V236H179ZM15 238H16V237H15ZM29 238H30V240H31V237H30V236H29ZM29 238H26V239H29ZM38 238H40V237H38ZM41 238H42V237H41ZM67 238H68V237H67ZM127 238H128V237H127ZM170 238H171V237H170ZM184 238H185V237H184ZM192 238H193V237H192ZM34 239H37V238H34ZM34 239H32V240L34 241ZM81 239H82V238H81ZM81 239H80V240H81ZM84 239H85V238H84ZM84 239L82 240V242L85 241ZM102 239H105V238H102ZM122 239H123V238H122ZM129 239H130V238H129ZM166 239H167V238H166ZM180 239H181V238H180ZM261 239H262V238H261ZM5 240H6V239H5ZM9 240H10V239H9ZM9 240L7 239V241H9ZM30 240H29V241H30ZM68 240H69V239H68ZM76 240H77V239H76ZM95 240H96V239H95ZM125 240H126V239H125ZM160 240H161V239H160ZM169 240H170V239H169ZM193 240H194V239H193ZM1 241H2V240H1ZM3 241H4V240H3ZM27 241H28V240H27ZM29 241H28V242H29ZM60 241H61V240H60ZM62 241H63V240H62ZM69 241H70V240H69ZM97 241H98V240H97ZM97 241L93 242V241L90 240V243L88 242V243H89L88 246H90V247H87V248H88V249L91 248V249L88 250V249L86 248V249L88 250V252H89L88 254H90V255H87V254H86V255H87V256H91V258H94V259H95L94 261L97 260L96 262L98 263V262H100L99 259H101V258H100V257L97 258L96 256H97V255L101 256V253H103V251H105L106 248H108L107 250H108V252H109V251H110V250H109V249H110V246H109V241H108V240H104V241L101 240L102 242H101L100 240H99V242H97ZM128 241H129V240H128ZM133 241H134V240H133ZM170 241L172 242V240H170ZM174 241H175V240H174ZM191 241H192V240H191ZM231 241H232V240H231ZM260 241H261V240H260ZM11 242H12V240H11ZM30 242H31V241H30ZM35 242H37V241H35ZM65 242L67 243L68 241H65ZM65 242H63V243H65ZM77 242H78V241H77ZM80 242H81V241H80ZM82 242H81V243H82ZM126 242H127V241H126ZM130 242H131V240H130ZM192 242H193V241H192ZM198 242H199V241H198ZM24 243H26V241H25ZM61 243H62V242H61ZM61 243H60V244H61ZM66 243H65V244H66ZM69 243H70V242H69ZM81 243H80L79 245H81ZM84 243H85V242H84ZM88 243H87V244H88ZM123 243H124V240H123ZM131 243H132V242H131ZM131 243H130L129 245H131ZM166 243H167V242H166ZM209 243H210V242H209ZM9 244H10V242H9ZM22 244H23V243H22ZM65 244H64V245H65ZM82 244H83V243H82ZM85 244H86V243H85ZM85 244L83 245L84 247H85ZM111 244H113V243L111 242ZM111 244H110V245H111ZM164 244H165V243H164ZM261 244H262V242L259 243V241H257V239H256V240H251L250 243H249V241H248V245H247L246 250H245V251H246V254H248V255H250V256H251V255L253 256V254H254L258 249L261 248V246H262ZM263 244H264V243H263ZM7 245H8V244H7ZM23 245H24V244H23ZM23 245H22V246H23ZM43 245H44V241H43V238H42V240L40 239V240L37 242V247H36V249H37L38 247H39V248H42V247L47 246V245H45V246H43ZM64 245H63L62 250L64 249ZM66 245H67V244H66ZM71 245H72V244H71ZM79 245H78V246H79ZM159 245H160V244H159ZM178 245H179V244H178ZM210 245H211V244H210ZM217 245H218V244H217ZM220 245H221V243H220ZM225 245H226V244H225ZM244 245H245V244H244ZM10 246H11V245H10ZM15 246H16V245H15ZM27 246H28V245H27ZM35 246H36V245H35ZM35 246H29V247L32 248V247H35ZM60 246H61V245H60ZM68 246H69V245H68ZM74 246H75V243H74ZM74 246H72V247L74 248ZM214 246H215V247H218L219 245L216 246V245L214 244ZM11 247H13V246H11ZM16 247H17V246H16ZM29 247H28V248H29ZM69 247H71V246H69ZM69 247H68V249H71V248H72V247H71V248H69ZM132 247H133V246H132ZM165 247H166V246H165ZM170 247H171V246H170ZM178 247H179V246H176V248H175L174 251H176V249H177ZM243 247H244V246H243ZM0 248H1V247H0ZM2 248H4V247H2ZM7 248H8V246H7ZM65 248H66V247H65ZM76 248H77V246H76ZM113 248H116V247L114 246ZM125 248H126V247H125ZM127 248H128V247H127ZM211 248H212V246H211ZM5 249H6V247H5ZM9 249H10V247H9ZM17 249H18V248H17ZM17 249H16V250H17ZM20 249H21V248L19 247V249L17 250V253H16V251H13V250H11V251H12L13 253L15 252L16 254H19L18 251L20 252ZM34 249H35V248H34ZM34 249L32 248V250H30V248H29V250H30V252H29V260H30V258H32L35 254L37 255V254L39 253L38 251L35 253V252L33 251ZM36 249H35V250H36ZM79 249H80V248H79ZM81 249H83V250H79V251H78L77 249L74 248L75 251H78L77 258H76V264H79V263L81 264V262L84 261V257H85L84 248L81 247ZM116 249H117V248H116ZM263 249H264V246H263ZM3 250H4V249H3ZM41 250H42V249H41ZM60 250H61V249H60ZM114 250H115V249H114ZM114 250L111 249V251H114ZM121 250H122V249H121ZM121 250H120V251H121ZM134 250H135V249H134ZM166 250H167V249H166ZM182 250H183V249H182ZM222 250L224 251V247H220L219 250L217 251L218 253L216 252V253H217V256H218V259H220V258H221V255H223V254H222ZM241 250H242V249H241ZM0 251H1V249H0ZM11 251L9 252V253H11V254L8 255V256H7V259H6V260L8 261V263H14V262H12V260H13V259H14V260L16 259V258H15L16 255H15L14 258H13L12 255H14V254H12ZM24 251H25V250H24ZM39 251H40V250H39ZM44 251H45V250H44ZM63 251H66V250H63ZM63 251H62V252H63ZM67 251H68V250H67ZM111 251H110L109 253H111ZM179 251H181V249H180ZM261 251H262V248H261ZM263 251H264V250H263ZM3 252H4V254H8V253H5V251H3ZM3 252L1 251V253H3ZM86 252H87V251H86ZM115 252H116V250H115ZM115 252H112V254L115 253ZM144 252H145V251H144ZM182 252H185V251H181V253H182ZM191 252H193V251H191ZM197 252H198V251H197ZM63 253H64V252H63ZM145 253H146V252H145ZM256 253H257V252H256ZM21 254H22V253H21ZM24 254H25V253H24ZM41 254L43 255L44 253L42 252ZM103 254H104V253H103ZM142 254H143V253H142ZM188 254H189V253H188ZM195 254H196V253H195ZM2 255H3V254H2ZM19 255H20V254H19ZM127 255H128V254H127ZM143 255H144V254H143ZM185 255H186V254H185ZM193 255H194V254H193ZM0 256H1V254H0ZM20 256H22V255H20ZM104 256H105V255H104ZM148 256H149V255H148ZM167 256H168V255H167ZM173 256H174V255H173ZM181 256H183V254H182ZM190 256H191V255H189V257H190ZM231 256H232V255H231ZM2 257H3V256H2ZM4 257H5V256H4ZM22 257H23V256H22ZM25 257H26V255H25ZM27 257H28V256H27ZM38 257H39V256H38ZM38 257H37V258H38ZM101 257H103V255H102ZM115 257H116V256H115ZM143 257H144V256H143ZM152 257H153V256H152ZM152 257H150V258H152ZM183 257H185V256H183ZM229 257H230V256H229ZM5 258H6V257H5ZM20 258H21V257H20ZM86 258H87V257H86ZM167 258H168V257H167ZM186 258H188V257L186 256ZM227 258H228V257H227ZM253 258H254V256H253ZM17 259H18V256H17ZM33 259H35V257H33ZM89 259H90V257H89ZM138 259H139V258H138ZM154 259H155V258H154ZM184 259H185V258H184ZM250 259H252V258L250 257ZM250 259H249V260H250ZM14 260H13V261H14ZM27 260H28V258H27ZM31 260H32V259H31ZM31 260H30V261H31ZM36 260H37V259H36ZM39 260H40V258H39ZM101 260H102V259H101ZM133 260H134V259H133ZM32 261H33V260H32ZM41 261H42V260H40L39 262H41ZM113 261H114V260H113ZM149 261H150V259H148L147 257H145L144 261L142 260V262H144V263L149 262ZM153 261H154V260H153ZM165 261H166V260H165ZM182 261H183V260H182ZM217 261H218V260H217ZM236 261H237V260H236ZM251 261H253V260H251ZM26 262H27V261H26ZM78 262H79V263H78ZM23 263H24V262H23ZM97 263H96V264H97ZM129 263H130V262H129ZM150 263H151V262H150ZM183 263H184V261H183ZM222 263H223V262H222ZM252 263H253V262H252ZM15 264H19V263H18V262H15ZM21 264H22V263H21ZM24 264H25V263H24ZM28 264H29V263H28ZM100 264H102V263H100ZM134 264H135V263H134ZM171 264H173V263H171ZM218 264H219V263H218ZM249 264H251V263H249ZM253 264H256L255 261H254Z\"/></svg>", "mask_w": 264, "mask_h": 264}]
</instances>
